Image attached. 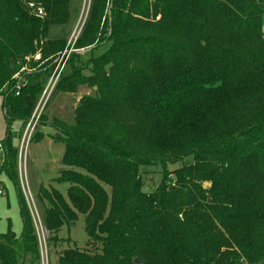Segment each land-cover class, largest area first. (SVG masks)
I'll return each instance as SVG.
<instances>
[{
  "label": "trees",
  "instance_id": "obj_1",
  "mask_svg": "<svg viewBox=\"0 0 264 264\" xmlns=\"http://www.w3.org/2000/svg\"><path fill=\"white\" fill-rule=\"evenodd\" d=\"M33 1L46 20L24 0H0L9 128L27 125L47 80L24 75L17 96L18 62L42 44L41 62L54 65L70 36L72 0ZM106 45L87 72L73 52L55 91L93 88L73 124H55L64 169L53 181L69 185L67 197L52 187L37 196L51 249L85 218L88 250L68 248L57 264L263 263L264 0H91L74 50ZM1 145L0 174L16 189L24 229L20 237L0 234V264H43L19 150L10 133ZM159 165L162 184L145 192L142 169Z\"/></svg>",
  "mask_w": 264,
  "mask_h": 264
},
{
  "label": "rangeland",
  "instance_id": "obj_2",
  "mask_svg": "<svg viewBox=\"0 0 264 264\" xmlns=\"http://www.w3.org/2000/svg\"><path fill=\"white\" fill-rule=\"evenodd\" d=\"M90 2L91 0H72V24L66 28L70 36L68 38L67 47L61 53L62 55L65 51H72V53L78 52V54H81L83 59L79 67L83 69V72H87L88 67L85 66V64H87L90 59L100 57L105 54L110 47L106 45L93 52H90L89 49L81 51L74 50V46L86 22ZM47 17L48 13L45 10V17L41 20L44 21ZM59 30L56 32L58 33ZM40 46H42V44ZM40 46L36 45V52L33 55L24 57L18 62L21 68L16 74H19L23 79L24 75L26 76L27 74H38L39 76L44 74L43 76H47L45 89L40 98L36 113L30 118L25 127L22 128V123L20 121H15L11 124L10 128L8 127L3 108V99L0 97V166L4 159V151L1 143L10 133L14 146L19 150V179L23 199L36 231V222L39 225L40 230L38 238L42 249L43 264H57L60 254L68 248H77L81 251L88 250L85 218L80 215L78 222L74 226L70 229L64 228L59 234V238L63 239L65 243H61L58 247L51 249L47 245L50 235L42 225L41 207L38 204L37 196L41 187L46 189L52 187L60 191L64 197H67L69 185H59L55 184L53 181L59 177L60 171L64 169L62 167L64 145L54 138L55 136H59L55 124H58V122H64L69 125L73 124L80 100L84 96L91 95L93 88L83 86L75 93L60 92L55 94L62 73H69L71 68L66 64L61 75L57 77L56 74V76L53 77L58 65L57 62L61 55L58 59H55L56 61L54 60V65L45 67L48 61L45 63L41 62L43 54ZM47 89L49 90L48 95L51 92V96L45 98L43 103L40 104ZM94 90H96V88H94ZM39 134H43V141L30 144L29 141L31 138ZM177 167L178 166H170L169 170H174ZM141 173L143 190L145 192H154L163 182V167L160 165L156 167H146L142 169ZM0 181L3 184L5 192L4 196L0 197V234L11 233L12 236L20 237L23 233L24 223L20 214V202L16 189L4 173L0 174ZM261 264H264V262Z\"/></svg>",
  "mask_w": 264,
  "mask_h": 264
},
{
  "label": "built area",
  "instance_id": "obj_3",
  "mask_svg": "<svg viewBox=\"0 0 264 264\" xmlns=\"http://www.w3.org/2000/svg\"><path fill=\"white\" fill-rule=\"evenodd\" d=\"M24 4L26 5V7L28 8V10H29V12L33 15V16H35L36 18H38V19H44V17H45V10H44V8L42 7V6H40L39 4H37L36 2H34L33 0H24ZM71 53H72V51H70V52H68V51H65L61 56H60V58H59V60H58V65H57V68H56V70H55V72H54V75H53V77L54 76H56V74H57V77H59L60 75H61V73H62V71L64 70V68H65V66H66V64H67V62H68V60H69V58H70V55H71ZM59 68H60V70H59ZM59 71V72H58ZM14 79L16 80V90H17V96H19V92L21 91V87H22V82H23V80H22V78L20 77V75L19 74H16L15 76H14ZM58 79V78H57ZM48 89H47V91L44 93V95H43V98H42V100H41V103L40 104H42L43 103V100L45 99V98H49L50 96H51V92L49 93V95H48ZM48 95V96H47ZM38 108V107H37ZM37 110V109H36ZM35 113H36V111H35ZM35 115V114H34ZM30 142V141H29ZM4 194H5V192H4V190L2 189V188H0V197L1 196H4ZM39 223H40V220H39ZM41 224V223H40ZM36 227H37V231H38V235H39V225L37 224V222H36Z\"/></svg>",
  "mask_w": 264,
  "mask_h": 264
},
{
  "label": "crops",
  "instance_id": "obj_4",
  "mask_svg": "<svg viewBox=\"0 0 264 264\" xmlns=\"http://www.w3.org/2000/svg\"><path fill=\"white\" fill-rule=\"evenodd\" d=\"M1 167V166H0ZM0 188H2L4 190V187H3V184L2 182L0 181Z\"/></svg>",
  "mask_w": 264,
  "mask_h": 264
},
{
  "label": "water",
  "instance_id": "obj_5",
  "mask_svg": "<svg viewBox=\"0 0 264 264\" xmlns=\"http://www.w3.org/2000/svg\"><path fill=\"white\" fill-rule=\"evenodd\" d=\"M135 263L138 264V261L136 260Z\"/></svg>",
  "mask_w": 264,
  "mask_h": 264
}]
</instances>
